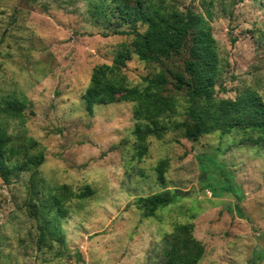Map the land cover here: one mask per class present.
<instances>
[{
	"label": "rangeland",
	"instance_id": "rangeland-1",
	"mask_svg": "<svg viewBox=\"0 0 264 264\" xmlns=\"http://www.w3.org/2000/svg\"><path fill=\"white\" fill-rule=\"evenodd\" d=\"M101 5L0 0V103L31 102L24 123L3 114L0 122L22 139L20 147L36 140L31 153L43 149L45 157L8 183L0 176V264H160L167 235L179 224H192L204 244L200 264H264V150L242 144L241 131L196 141L170 131L149 138L140 158L132 103L87 108L94 69L133 51V35L113 34L131 26L101 14ZM164 10L170 21L190 10L211 27L222 69L217 99L247 90L264 98L263 1L166 0ZM136 28L144 32L146 25ZM119 67L131 86L160 70L132 52ZM177 101L174 120L184 121L188 103ZM63 187L92 194L64 203V217L46 229L39 210ZM165 188L179 195L144 217L138 200Z\"/></svg>",
	"mask_w": 264,
	"mask_h": 264
},
{
	"label": "trees",
	"instance_id": "trees-1",
	"mask_svg": "<svg viewBox=\"0 0 264 264\" xmlns=\"http://www.w3.org/2000/svg\"><path fill=\"white\" fill-rule=\"evenodd\" d=\"M165 1L102 0L101 14L115 16L120 25L131 26L129 30L117 27L113 34L133 35L131 52L160 70L152 77L144 78L140 85L131 86L119 67L131 52H119L115 65L94 69L83 96L87 108L92 110L96 105L132 103L134 135L140 158L147 154L149 138L162 139L170 131L182 132L183 137L191 141L210 132L230 134L234 130L241 131L242 144L264 150L263 96L255 90H247L234 100L217 99L215 91L222 69L218 44L211 27L190 10L176 12L177 18L168 20ZM138 23L146 25L144 32L137 30ZM262 38L264 40V30ZM178 97L185 98L188 103L187 119L184 121L174 120L178 115ZM0 104V114L24 123L23 111L31 102L23 98L8 99ZM21 140L8 135L0 122V176L5 183L15 171H27L45 161L43 149L31 153L39 145L36 140L25 139L23 148L18 145ZM167 163V160H162L157 167L162 174L161 179ZM61 189H65L63 194H51L49 204L39 210L46 229L50 228L51 219L58 221L64 217V203L85 199L92 194L89 189L82 193L70 192L66 187ZM178 193L179 190L172 192L165 188L140 198L138 206L144 217H153L158 210L172 204ZM204 256L205 246L194 236L193 225L179 224L167 235L160 264H200Z\"/></svg>",
	"mask_w": 264,
	"mask_h": 264
}]
</instances>
